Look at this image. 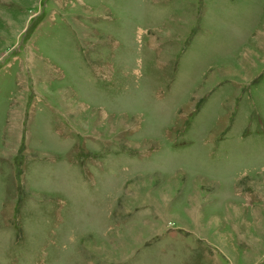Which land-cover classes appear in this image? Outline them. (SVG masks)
Instances as JSON below:
<instances>
[{
	"label": "rangeland",
	"instance_id": "obj_1",
	"mask_svg": "<svg viewBox=\"0 0 264 264\" xmlns=\"http://www.w3.org/2000/svg\"><path fill=\"white\" fill-rule=\"evenodd\" d=\"M0 264H264V0H0Z\"/></svg>",
	"mask_w": 264,
	"mask_h": 264
}]
</instances>
